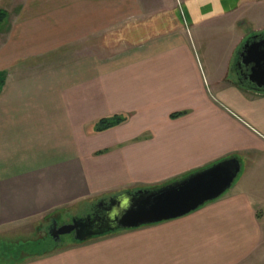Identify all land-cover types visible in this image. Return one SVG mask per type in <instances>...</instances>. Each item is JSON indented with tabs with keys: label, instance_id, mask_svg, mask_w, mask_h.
I'll return each instance as SVG.
<instances>
[{
	"label": "crops",
	"instance_id": "crops-1",
	"mask_svg": "<svg viewBox=\"0 0 264 264\" xmlns=\"http://www.w3.org/2000/svg\"><path fill=\"white\" fill-rule=\"evenodd\" d=\"M0 11V232L241 163L230 190L187 216L73 238L31 264H264V90L237 66L264 36V0H0ZM118 115L128 120L93 131Z\"/></svg>",
	"mask_w": 264,
	"mask_h": 264
},
{
	"label": "water",
	"instance_id": "water-1",
	"mask_svg": "<svg viewBox=\"0 0 264 264\" xmlns=\"http://www.w3.org/2000/svg\"><path fill=\"white\" fill-rule=\"evenodd\" d=\"M237 66L248 69L245 78L259 90H264V36L247 41L238 54ZM241 163L229 158L156 190L127 192L111 198L103 206L102 230L92 225L91 217L70 224L53 226L51 237L59 242L64 235L73 234L74 240L84 242L121 230H132L187 216L208 203L222 197L232 188L239 174Z\"/></svg>",
	"mask_w": 264,
	"mask_h": 264
},
{
	"label": "rangeland",
	"instance_id": "rangeland-1",
	"mask_svg": "<svg viewBox=\"0 0 264 264\" xmlns=\"http://www.w3.org/2000/svg\"><path fill=\"white\" fill-rule=\"evenodd\" d=\"M241 173L236 180L239 179ZM91 211L92 205L81 206L79 210L61 211L60 217L56 220L57 225L69 224L75 218H82ZM43 222L41 220L37 225H30L24 229L0 232V264H31V262L39 259L36 255L43 254L54 246H62L73 240V234L62 236L59 242L50 239L46 234L49 224L42 225ZM52 253L56 254V251Z\"/></svg>",
	"mask_w": 264,
	"mask_h": 264
},
{
	"label": "trees",
	"instance_id": "trees-1",
	"mask_svg": "<svg viewBox=\"0 0 264 264\" xmlns=\"http://www.w3.org/2000/svg\"><path fill=\"white\" fill-rule=\"evenodd\" d=\"M5 15H6L5 12L0 11V22L3 20V18L5 17ZM183 115H184V113L174 114V115L171 116V119H177V118L182 117ZM127 120H128V117L127 116H121V115L114 116V117H110V118H106V119H102V120L98 121L94 125L93 131L96 132V133L104 132V131H107V130H110L112 128H115V127H118V126L122 125ZM231 158H235V157H231ZM159 188H161V187H154V188H151V189H147V191H152V190H156V189H159ZM111 198H113V197L101 199L96 204H94L92 206L91 213H89L86 216L82 217V221L83 222H88L86 220L87 217H91L92 225L95 228L102 230L103 225H104L103 206H105L107 204V202ZM54 220H56V219H54ZM76 242L79 243V241H76ZM59 248H60V246H54V247L50 248L48 251H46V252L52 253L54 251H57ZM41 255L42 254H38L36 256H41Z\"/></svg>",
	"mask_w": 264,
	"mask_h": 264
},
{
	"label": "flooded vegetation",
	"instance_id": "flooded-vegetation-1",
	"mask_svg": "<svg viewBox=\"0 0 264 264\" xmlns=\"http://www.w3.org/2000/svg\"><path fill=\"white\" fill-rule=\"evenodd\" d=\"M74 220H76V219H74ZM55 224H57L56 220H54V219L51 220L50 223H49V227H48V229H47V233H46V234L50 237V239H52V240H54V239L51 237V235L49 234V232H50V231H54V230H53V226H54ZM57 226L60 227L59 225H57ZM62 226H63V225H62ZM54 241H55V240H54Z\"/></svg>",
	"mask_w": 264,
	"mask_h": 264
}]
</instances>
